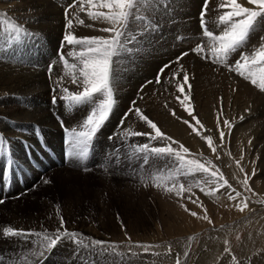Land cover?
<instances>
[{
  "label": "rangeland",
  "instance_id": "1",
  "mask_svg": "<svg viewBox=\"0 0 264 264\" xmlns=\"http://www.w3.org/2000/svg\"><path fill=\"white\" fill-rule=\"evenodd\" d=\"M32 1L33 0H0V20H6L8 22L18 24L27 32L32 34L30 36H23L20 43L13 42L12 44H8L6 43L8 38V25L0 24V51L25 49L26 52L30 50L27 53L31 56H44V54L47 53L48 47H60L59 49L63 53H66L68 46L64 45L63 36L66 31L73 32L72 29H74V26L70 30L66 29L67 20L65 17V9L73 3V0L66 5L64 4L65 1H63V4L61 3L58 6V8L60 7L58 13L59 16L56 19V23L53 24H55L54 29L58 30H55L57 32L56 34L58 35L59 33H62V36L58 40L57 45H55L56 39L50 37L53 36L52 34L55 31L48 28L52 25L51 20L54 21L55 19H53V17L46 19L47 15H44L39 8V5L43 6L44 2L48 0ZM51 2L57 3V0H51ZM238 2L246 7H254L253 5H248L247 0H238ZM204 3L205 0H148V2L142 6L141 10V14L146 17V20L134 22V25H130V29L133 32H136L143 29L145 23L158 25L157 28L142 32L137 36L134 42H154L157 47H161L165 51L164 57L169 63L175 61L181 53H189L180 61V65H183V70L180 71L179 77H173L172 73L179 69L180 65L173 63L174 65L171 64L169 68H165L168 69V74L165 79L162 74L160 81L164 80V82H169L171 89L170 92L168 91V94L170 96H166V92H161L158 94L159 101L157 99L154 104H161L166 97L170 98L169 100L172 105L171 108L176 113V116L174 117L175 119L179 118L177 126L180 130L181 128L184 129L185 139L190 140L189 143H185L182 139L178 138L175 140L178 141V144H172L171 146L174 149L179 150V146L183 144V146L189 150V152L185 154L186 159H195L201 163H205L209 167L210 172L218 170V175H222L224 180L227 181V184L224 187L217 189L215 183H209L211 189L217 190L214 191L212 195H206V197L205 194H202L201 187H206L205 183H208L209 180H211V177H208L203 173H197L194 176L179 175V180L185 181L183 184L186 186L185 191L180 195V201L183 200L181 202L180 214L184 216L183 218L180 217V221L175 214L165 213L163 214L164 217L162 215L161 217L160 215L157 216L154 214L151 206L153 204L149 201L152 199V191L148 187L146 193L147 195L145 194L148 196L145 197L147 200V218H145L147 212L143 211L142 207H136L137 204L134 202V190L131 189L126 193L123 192L125 193L123 199H120L117 195H115L119 194L117 191H112L111 193L107 192L106 188H109L107 183L102 180L99 182V177L95 174V172L98 171H108L106 169L88 173L87 175L82 174L86 177L82 176L80 179L72 178L67 182L68 187L64 185L63 182H60L59 184L56 177H49V189L45 190V192H48L46 197L47 200H51L55 206L57 205L60 207L65 204L68 199H72L71 201L74 202V204L78 203L79 205L81 203V208L88 209L89 205L94 202L93 195H95L96 192L99 194L103 193L105 200L111 203L110 206L113 209L111 210V213L114 214L115 221L112 222L111 226H108L107 223L105 225L112 228L114 230V234L109 231H105L103 228L105 225L100 227L98 223H95L86 226L91 227L98 232V234L100 233L101 236L107 237L111 241L108 244L114 247L111 250L99 247H87V249L90 248L98 252L106 250V252L112 255L122 254L124 256H131L135 253L143 255L150 254L158 259V261L155 262L156 264L157 262H160L161 264H177V258H179L180 264H264V192L257 191V188L259 187H262L261 190H264V101L262 102V100H259L255 96V98L250 99L251 102H249V104H246L247 101L244 102L237 96V84L234 81L235 79L243 80L245 83L253 86L256 89V93L260 94L261 92L263 99L264 91H261L258 87L251 84L249 80L244 79L235 71H229V69L224 65L213 63L210 58L203 59L200 55L191 51L202 41L205 44L208 43L207 38L202 34L200 19ZM223 3L224 0H209L208 3V10L205 16L206 27L215 34H219L223 27L222 25H219L218 21L219 15L222 14L223 11L227 10L221 8ZM46 5L47 10L45 12L49 14L51 12V7L48 2ZM78 5L79 4L77 3L75 7L69 9V12L73 14L74 9ZM87 8L88 7L85 6L86 12L85 10L80 12L77 10L75 14L77 15L78 12L82 14L85 13L83 16H86L87 11L89 10ZM90 10L107 11V9H97L95 7ZM34 13L36 15L32 17L31 15ZM70 13L69 15H71ZM19 14L21 16H19ZM28 15H30L31 19ZM61 17L63 19H61ZM68 18L72 19L73 16L71 15ZM90 24L93 25V27L84 28L85 32L78 34V36L74 32L73 33L77 37H101L109 35L108 33H104L102 31L100 32L98 30L103 27H108L109 25L106 23L92 21ZM91 28L93 30H91ZM262 37H264V18L258 20L254 30L249 36L246 46L242 49V51H252L254 47L259 46ZM137 52L141 58L140 61H142V59H144L145 46L137 48ZM50 55L54 56L53 50ZM155 55L161 59V54L157 49ZM238 55L239 53H234L230 58L229 63H234V61L238 58ZM5 58L6 57H1L0 59L3 61ZM138 65L141 67L144 66L142 63ZM50 66H53L51 71V73H53L55 63H52ZM163 67H158L157 70ZM185 71L189 74V84L191 85L190 101L186 102L185 106L189 107L193 111V115L200 121L199 125L196 124L195 120H192V117L184 111V106H182L179 100H177L178 96L180 99H183V95L177 90V85L182 83ZM157 73L158 72H156V75ZM156 75L154 74L155 79ZM204 75L207 76L204 77ZM154 78H149L148 80L154 81ZM52 88L54 87H51V89ZM51 89L50 93L52 95V99L57 91L54 93ZM184 92H189L187 84L184 85ZM151 94L152 91L150 90L148 96ZM196 94L199 95V97ZM58 98L59 97H57V99ZM11 102L15 106L20 105L25 107L26 105H29V108L33 106L32 101L23 96H18V98L13 97ZM147 103H151L150 98H144L142 101V104L145 106L142 109L143 113L147 111ZM163 103L167 102L164 101ZM84 106H87L90 110V105H83V109ZM28 107H25V109ZM88 112L84 113L83 110L79 111L77 108L76 113H80V116H83V118L78 122H81L86 117L85 115H87ZM110 116L111 118L115 117L112 114H110ZM121 117H123V114H120L119 117H115L118 120L117 123L119 122L120 125ZM147 117L149 118V115H147ZM241 117H243V119H241ZM218 119L219 126L217 124ZM183 120H188L196 128V131L194 132L192 128L183 123ZM225 120L229 121V126L227 127L223 125V121ZM249 121L253 122V126L250 129ZM77 125L78 124L74 125L73 128H78ZM201 125L203 127H201ZM216 125L218 130L216 129ZM240 126L242 129H240ZM247 129L249 131H247ZM251 130L253 133H251ZM221 131L225 134L223 143H221L220 135H218ZM197 132L200 134L197 135ZM256 133L257 135H255ZM61 136L63 137L62 140L67 138L64 135ZM245 137L249 138V140ZM206 138L212 139L213 146L216 148L215 153H213L212 149L209 148ZM113 139L114 138L109 139V141L112 143ZM232 140H234V142ZM117 141L118 142L115 144L110 145L111 149L108 150L109 153L106 152V154H109L111 157L110 162L112 161V156L114 155L117 160V164L115 165L116 167H113V169L109 171L115 170L117 173L123 171L127 173L131 172L133 165L135 166L134 168H138V160L142 161L143 171H145L149 166V162L145 165L143 163L142 155L133 154L131 145H135L134 140L127 139ZM248 141H251V143L247 144L249 143ZM168 143L169 142L167 141H162L163 145ZM237 145L238 148H235ZM203 149L204 151H202ZM89 155L91 154L88 153V156ZM241 155L243 156V159H241ZM217 156H219V158H217ZM153 158L155 157L150 156L149 161ZM161 159L165 161L167 158L163 157ZM237 161H240L239 166H237ZM128 162L130 165H127ZM241 168H243V171H241ZM254 169L255 175H253ZM246 176L248 178L247 187L243 183ZM115 180L117 181V179ZM116 181H113L112 184H114L117 188ZM182 181L179 183H182ZM221 183H223V181H221ZM190 184L195 187H193L194 192L187 190V186ZM232 189L235 190L232 192V195H235L236 192L241 194L240 197H237L236 201L228 199V193ZM176 190H178V185L177 187L172 188V192H176ZM209 190L210 189H208V191ZM156 192L159 191L156 190ZM166 192L167 193L160 191V196L163 198L164 202H171V198L175 199L178 197L176 193L173 194L169 191ZM203 192L205 193V191ZM245 197L247 198L245 201L247 203V207L243 212H241L236 205ZM43 201L42 196V200L39 199L37 204H34L32 201L27 202L28 204L26 203V208L28 209L25 208V211L23 210L20 212V215L27 219L22 222L23 224H26L27 221H29L28 218H30V221L35 220L34 217H30L37 214L36 208L33 209V207L43 205ZM11 203L13 202L11 201ZM129 204H131L129 208L124 207ZM132 204H136L135 207H132ZM168 206L170 207V205ZM241 206L243 205L241 204ZM164 207V205L161 206L163 211ZM142 211L145 212L144 216ZM191 213H196V215L193 216ZM205 215L208 216V220L203 219ZM81 219L83 220L84 217H81ZM209 220L211 223H209ZM183 222L184 225L182 226ZM176 223L178 224L176 225ZM78 228L79 229H76L74 227L76 231L81 229V227ZM35 231L44 232L45 229L38 228ZM91 240H88L89 242L85 241L84 243L90 245ZM99 241L104 240L100 239ZM225 241H227V244H225ZM62 245L68 251L76 252L71 247V242H62ZM138 245H150L152 247H149L148 250L145 251L144 248L138 247ZM226 247L230 249V252L225 251ZM85 249L86 248H84V252ZM233 256L235 257V260H233ZM85 263L88 264L87 262ZM89 263L94 264V262Z\"/></svg>",
  "mask_w": 264,
  "mask_h": 264
},
{
  "label": "bare ground",
  "instance_id": "2",
  "mask_svg": "<svg viewBox=\"0 0 264 264\" xmlns=\"http://www.w3.org/2000/svg\"><path fill=\"white\" fill-rule=\"evenodd\" d=\"M63 1H65L64 4L66 5L72 0H57V3H52L51 0H48L44 2L43 6L39 5V8L43 12V14L47 15L46 19H48L49 17H53V19H55L54 21L51 20L52 25L48 27L54 31L56 29H54L55 24L53 23H56V19L59 16L58 13L60 7L58 8V6ZM47 2L51 7V12L49 14L45 12L47 10ZM77 10L80 12V5H78L74 9L73 14H71L70 12L69 13L73 16L72 19L74 20V29H72V31L78 36V34L85 32L84 28H86V26L84 25L92 23V20L89 19L87 15V17L83 16L85 15V13L82 14L78 12L76 15L75 12H77ZM35 15L36 14L34 13L31 16L34 17ZM19 16L21 15L19 14ZM28 16L30 18V15ZM61 16L63 17L62 14ZM62 17L61 19H63ZM75 17H79V19L84 20V25L79 24ZM91 30L93 29L91 28ZM56 31L52 34L53 36H50L56 39L55 45H57L58 40L62 36V33H59L57 35ZM140 46H145L144 59H142V61H140L141 58L139 57V54L137 52V48H140ZM129 47L132 49V51L130 53L122 54L119 58H117V63L114 65L115 105L111 114L115 117H119L120 114H123L124 116V114L127 113L128 108L132 106L133 100L136 101L135 106L142 110L145 107L142 104L143 99L150 98L151 103H147V111H145L143 114L146 116L149 115V119L156 123L160 130L167 136L171 137L174 140L179 138L182 139L185 143H189L190 140L185 139L186 137L184 136V129L181 128L180 130L177 126V121L179 118L175 119V117L172 115L173 109L171 108L172 105L169 100L170 98L166 97L164 99V101H166L167 103H163L164 101H162V103L160 102L161 104H154L157 99L159 101L158 94H160L161 92H166V96H170L168 94L171 89L169 86V82H164V80H162L159 84H156L154 78V74L156 75L158 67H163L165 64H169V62L166 61L164 57L165 51L161 47H157L152 41H141V43L133 42L131 45H129ZM59 48L60 47H48L47 53L44 54V56H31L27 53L30 50L26 52L25 49L0 51V58L6 57L3 61H1L0 59V139H6L7 141V145L0 149V199L4 200V203L0 204V264H37L36 259L33 255V246L38 245V239L32 237L29 243L26 242L23 237H4L3 229L8 226H11L14 229H23L26 232H37L35 230L38 228H43L47 231H55L57 227H59L60 217L62 216L64 220V227L68 231L82 234L84 242H89L88 240L91 239H101L108 243L111 242L107 237L101 236L100 233L98 234V232H96L94 229L86 226L95 223H98L100 227L104 226L106 223L108 226H111L112 222L115 221V216L113 213H111V210H113L110 206L111 203L105 200L103 193L99 194L98 192H96L95 195H93L94 202L89 205L88 209L81 208V203L79 205L78 203L74 204V202H72V199L70 198L71 200L68 199L65 204L59 207V211H57V205L55 206L51 200H47L46 196L48 195V192H45L46 189H49V177L52 176L57 178L59 184L60 182H63V184L67 186L68 180L72 178L80 179V177L82 176L86 177L84 175H87L88 173L106 169L108 171H98L95 172V174L98 175L99 182L102 180L107 183V186L109 187L108 189L106 188L107 192L111 193L112 191H117L119 192V194L115 195H117V197H119L120 199H123L124 194L132 189L134 190V202L137 204H132V207H135L136 205V207H142L143 211H146L147 200L145 199V197H148L146 196L148 187L152 191V199L149 201H151V203L153 204L151 206L154 214H156L157 216H163V214L165 213L175 214L178 219H180V221L181 218L184 217L180 214L181 202L183 201H180L181 196H178L175 199L171 198V202H164L163 198L160 196V191H164L165 193H167V189L169 187H172L173 183L177 182L168 179L170 175H177L176 164L174 163V161H172V159L166 157L167 159L164 161L161 158L155 157L149 161V166L145 171H143L144 169L141 160L137 161V169L134 168L135 166L133 165L131 172L127 173L122 170L126 174L123 172L117 173L115 170L109 171L112 170L113 167H116L115 165L117 164V160L114 155L112 156V161L110 162L111 157L109 154H106V152L109 153L108 150L111 149L110 145L118 142L117 140L131 139L134 140L135 145L148 143L151 146H165L163 145L164 143L162 144V140L150 139V136H153L155 133L152 129L148 128L146 123L140 120L134 112L129 113V118L126 119L123 125H120L119 122L117 123V118H111V116H109L107 121L101 127L102 129L100 128L98 130L96 138L93 139V143L91 141L88 152L91 155H87V159L84 164H79L78 162L69 160L67 156H64V153H67L71 150V145L68 143L66 149H63V147L61 146L63 139V137L61 136V133L63 132L62 128L65 125L69 128H73V126L76 124L79 125L80 122L78 121H80L83 116H80V113H76V109L78 108L79 111L83 110L84 113H87L89 111V108L87 106H84L83 109V106H79L76 107V109L74 108L70 110L65 107V102L60 100L59 98L56 100V103H53V98L51 99L52 95L50 93V89L51 87H56L55 82L58 78L62 77V79L60 80V84L63 87L68 88L69 91L80 90L71 82V70L65 69L63 63L60 61L59 52L57 51ZM156 49L161 54V59L159 57H156ZM52 50L54 52V56L50 55ZM68 50H70L69 47L67 51ZM67 51L66 53H64L65 55L68 53ZM66 58L68 59L69 64L79 63V61L73 57L68 58L66 56ZM139 62L144 66H139ZM52 63H55V68L53 70V73H49V67ZM51 67L53 68V66ZM167 74L168 69H165L162 75L164 79L166 78ZM206 76L204 75V77ZM149 78H154L153 83L147 84V86L144 87L143 91L141 92V86L145 84L144 82L149 81ZM234 82L237 84V90L235 89L237 96L244 102L247 101L246 104H249V102H251L250 99L255 98V96L259 100H262V102L264 101L261 92L260 94L256 93V89L253 86L239 79H235ZM51 90L53 92V88ZM150 90L152 91V94L148 96ZM54 95L57 97L61 95L58 88L57 92ZM18 96L27 97L28 100L32 101L33 106L29 108V105H26L25 107L28 108L25 109L24 106L13 105L11 102L12 98H18ZM197 96L199 97V95ZM249 122L250 129L253 126V122ZM216 129L218 130V127ZM240 129H242L241 126ZM252 130L251 133H253ZM247 131L249 130L247 129ZM125 132H141L147 133L148 135H129L126 137L124 135ZM255 135H257V133ZM110 136L114 138L112 143L108 138ZM246 139L249 140V138ZM232 141L234 142V140ZM235 148H238V145ZM202 151H204V149ZM165 162L167 163V165ZM127 165H130L129 162L127 163ZM85 167L88 169V171L84 170ZM152 175H156L160 178L159 187L155 186V182L153 180L145 179L146 177H151ZM115 179H117V181ZM177 179L178 183L182 181L179 180V178ZM43 180H48L49 183H45ZM113 181L117 182L118 189L114 186V184H112ZM183 182L185 181H182V183ZM205 185L206 187H203L205 193L202 191V194H205L206 196L208 195L206 194L208 192V189L211 188L209 182L205 183ZM193 187L194 186L191 187L192 192H194ZM261 188L262 187L257 188V191L264 192V190H261ZM156 190L159 192H156ZM169 192L173 194L176 193L172 191ZM42 196L44 200L43 205H38L37 207L34 205L35 207H33V209L36 208L37 214H35V216H30L34 217L35 220L30 221V218H28L30 222L27 221L26 224H23L22 222L26 221L27 219L25 217H22L20 215V212H22L26 208V203L32 201L34 202V204H37L39 199L42 200ZM11 201L13 203H11ZM167 204L172 208H170ZM130 205L131 204L124 207L129 208ZM162 205L165 206L164 211L161 209ZM144 214L145 212H143V216ZM112 215L114 216V218ZM81 217H84V219L82 220ZM147 217L148 212L145 215V218ZM177 224L178 223H176V225ZM183 225L184 222L182 226ZM108 226L105 225L103 227L104 230L114 234V230L112 228H109ZM74 227L76 229H79L78 227H81V229L79 231H76ZM71 245V247L78 253L68 251L64 248L62 243H60L52 251L48 252L43 257V259L38 262V264H86L85 262H87L88 264H90L89 262H94V264H156L155 262L158 261L156 257H153L150 254L143 255L135 253L131 256H124L122 254L112 255L106 252V250H101L100 252H98L90 248H86L84 252V248L77 247L73 243H71ZM157 264L161 263L157 262Z\"/></svg>",
  "mask_w": 264,
  "mask_h": 264
},
{
  "label": "snow or ice",
  "instance_id": "3",
  "mask_svg": "<svg viewBox=\"0 0 264 264\" xmlns=\"http://www.w3.org/2000/svg\"><path fill=\"white\" fill-rule=\"evenodd\" d=\"M148 0H73V3L65 9V17L67 20L66 29H72L73 20L69 17V9L75 7L78 3L80 5V11L85 10V6L88 7L87 16L92 21H100L101 23H106L108 27H103L98 29L104 33H108V36L101 37H77L73 32L66 31L63 36V42L65 46H68L70 50L65 55L62 51L59 53V59L63 63L65 69H70L72 72V84L80 90L69 91L68 88L63 87L60 84L61 78H58L56 87L53 88V92L59 89L61 95L59 99L65 102V107L68 109H74L83 105H90V110L88 115L80 122L78 128L66 129V137L71 139L67 141L71 145V150L66 153L69 160L78 162L79 164H84L87 159V155L90 148V142L98 132V130L104 125V123L109 118L113 107L115 105L114 97V65L117 63V58L122 54L130 53L132 49L129 47L142 32H146L150 29L157 28L158 25H152L145 23L144 28L140 31L133 32L130 29L136 21L146 20V17L142 16L141 10L142 6L145 5ZM209 0H205L204 6L201 11V28L202 34L207 38L208 43L205 44L203 41L198 44L191 51L200 55L203 59H211L213 63L222 64L229 69V71H235L238 75L246 80H249L251 84L258 87L261 91H264V37L261 38V43L259 46L253 48L252 51H242L246 46L251 32L254 30L259 19L264 18V0H247L248 5H253L254 7H246L239 3L238 0H224L221 8L227 9L219 15L218 21L219 25H222V29L219 34H215L206 27L205 16L208 10ZM97 9H107V11H91V8ZM77 22L84 25V20L75 17ZM0 24H7L8 28V38L6 43L12 44L20 43L23 36H30L31 33L27 32L23 27L18 24L8 22L6 20H0ZM86 27H93V25H84ZM234 53H239L238 58L234 63H229L230 58ZM189 53H181L175 61L164 65L163 68L156 75L155 83L159 84L160 77L164 73L165 68H169L171 64L175 63L180 65V61L184 56ZM67 57H73L79 61V63L69 64ZM183 70V65H180L179 69L175 70L172 75L173 77H179L180 71ZM52 67H49V73H51ZM51 78V77H50ZM153 81H146L144 85L141 86L140 91L147 84H151ZM188 85V93L184 92V85ZM177 90L183 95V99L177 97V100L184 106V111L188 113L196 124H200V121L196 116L193 115V111L185 106L186 102L190 101L191 85L189 84V75L185 71L182 78V83L177 85ZM57 97L53 96V103H56ZM136 101H132V107L129 111L124 114L121 118V125L124 121L129 118V113L134 112L140 120L144 121L148 128L152 129L155 133L150 136L151 140H162L169 142L165 146H151L148 143L131 145L133 149V154L142 155L143 163L148 164L149 158H163L167 157L172 159L176 164V176H169V180L177 181L172 184L167 190L172 191V188L177 187L178 176H193L197 173H203L208 177H211L209 183H215L217 189L224 187L227 181L224 180L222 175H218L217 171H209V167L205 163H201L195 159H186L185 154L189 152L187 148L183 145L179 146V150L174 149L171 145L178 144V141L173 140L171 137L164 134L160 128L150 120L146 115L143 114L142 110L135 106ZM173 116H176L175 111L172 112ZM243 119V117H241ZM183 123L187 124L193 131L196 128L188 121L183 120ZM219 126V119L217 120ZM224 125L229 126V121L225 120ZM201 127H203L201 125ZM79 129V130H78ZM200 133L197 132V135ZM124 135L127 137L129 135L141 136L148 135L147 133L125 132ZM224 132H220L221 143H223ZM112 139V137H109ZM209 148L212 149L213 153L216 152V148L213 146L211 138H206ZM251 143V141H249ZM7 145L6 139H0V149ZM219 158V156H217ZM241 159L243 156L241 155ZM237 166H239L240 161H237ZM85 171L88 169L85 167ZM243 171V168H241ZM253 175H255V169L253 170ZM155 182V186H160V178L156 175L151 177H146ZM223 181V183H221ZM49 183L48 180L44 181ZM200 183V182H197ZM244 185L247 187L248 178L246 176L243 181ZM192 185L187 186V190H191ZM230 187V186H229ZM186 189L183 183H178V190L176 195L180 196ZM217 189H210L206 194L212 195ZM201 191L204 188L201 187ZM232 189L228 193L229 200H236L241 194L236 192L232 195ZM247 198L245 197L236 205L241 212L247 207L245 202ZM195 202V201H194ZM4 200L0 199V204H3ZM241 204L243 206H241ZM187 211V209L185 208ZM57 211H59V206H57ZM206 212V210H205ZM193 216L196 213H191ZM203 219L208 220V216L205 215ZM209 223L211 221L209 220ZM4 237H23L26 242L31 241L32 237L38 239L39 243L37 246H33V255L36 262L43 259V257L50 251H52L58 244L62 242H71L77 247L87 248V247H99L111 250L114 246L108 244L106 241L91 240L90 245L84 243L82 234L77 232L68 231L64 227L63 217H60L59 227L54 232H32L25 231L23 229H14L11 226L5 227L3 229ZM90 239V238H89ZM227 244V241H225ZM138 247L144 248L145 251L148 250L150 245H138ZM226 252H230V249L225 248ZM233 260L235 257L233 256ZM177 264H180L179 258H177Z\"/></svg>",
  "mask_w": 264,
  "mask_h": 264
}]
</instances>
